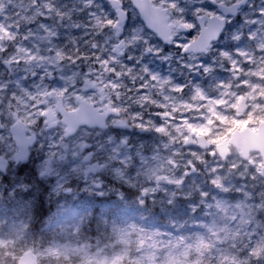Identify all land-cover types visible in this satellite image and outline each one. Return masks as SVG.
<instances>
[{"label": "snow or ice", "instance_id": "1", "mask_svg": "<svg viewBox=\"0 0 264 264\" xmlns=\"http://www.w3.org/2000/svg\"><path fill=\"white\" fill-rule=\"evenodd\" d=\"M38 5L40 10L17 44L11 34L21 30L12 23L19 12L10 11L16 4L0 0V29L9 35L12 53L22 47L33 58L3 89L11 93L9 99L15 102L16 93L23 89L29 94L62 92L69 102H80L81 93L88 96L97 91L92 82L98 81L113 90V100L119 99V105L113 107L131 112L129 119L140 122L141 135V142L133 144L125 136L127 122L116 119L97 140L77 139V133L65 135L60 123L49 126L48 104L35 100L31 102L37 111L29 113V133L13 127L12 113L5 115L0 102V207L32 209L38 218L37 209L46 194L80 191L81 180L86 190L102 194V175L119 177L123 184L137 171L138 179L139 168L160 150H149L143 143L159 131L143 126L145 114L148 123H163L168 119L162 115L167 101L211 96L208 89L215 86L219 92L227 84L223 73L231 79L235 65L248 67V51L264 56V0H36L27 11H37ZM66 20L67 27L61 31ZM64 40L77 55L68 53ZM9 50L0 47V70H8L4 57ZM146 107L158 111L145 113ZM117 115L111 112L107 119ZM251 199L255 208L260 201ZM4 214L0 211V217ZM238 219H232L230 225H236ZM246 225L242 236L228 245V258L224 247L216 249L211 257L215 264H264V207L257 208L255 218Z\"/></svg>", "mask_w": 264, "mask_h": 264}, {"label": "rangeland", "instance_id": "2", "mask_svg": "<svg viewBox=\"0 0 264 264\" xmlns=\"http://www.w3.org/2000/svg\"><path fill=\"white\" fill-rule=\"evenodd\" d=\"M14 2L16 7H10V11L13 14L19 12V16L13 19L12 23L24 24L19 33L11 34L19 44L21 36H24V28L28 26L27 21L29 24L31 20L34 21L41 6H37V11L28 12L27 9L36 0ZM56 26L58 27V24ZM9 39L8 33L0 29V40L4 41L0 47L11 46L7 43ZM248 53L245 56L247 60ZM32 59L21 47L15 54L12 53L8 60H24L25 63L20 65L14 63L11 71L0 70V78L3 81L0 83V102L4 104L2 111L5 115L14 112L30 128L29 113L37 111L31 101L50 104L48 93L29 94L21 89L16 93L18 99L13 102L9 99L11 93L3 89L8 88L9 82L15 80V73L28 67ZM234 67L242 73L243 79L237 81L234 73L229 79L228 73L225 72L222 79L227 80V84L219 92L213 86L208 89L212 93L211 96L205 94L194 100L185 97L183 100L176 98L167 101L164 112L169 118L163 123L155 121L148 123L149 116L144 115L143 126L155 127L159 131L144 138L143 143L149 150L153 148L160 150L151 154L150 159L139 168L138 179L137 171L132 172L133 178L131 180L125 178L123 184H138L139 191L145 188L148 191L146 199L159 203L158 207L165 213V221L169 225L165 223L163 229L149 225L144 228L134 220H126L115 226H104L102 229L89 226L86 233L84 229L88 222L78 213L79 209L69 206L72 200H77L82 195H99L100 198L110 195L115 198L116 204L126 203L124 199L119 198L123 196L122 191L108 185V181L111 180L120 183V178L102 175V182L105 184L102 194L86 190L85 182L81 180L80 191L72 194L45 195L46 198L52 199L55 205L53 210L55 217L47 223V228L62 225L65 218L77 215L78 218L72 222L71 232L64 230L63 235L45 240L36 237L39 241L34 243L32 239L17 242L12 237L0 236V264H11L13 260L17 262L19 256L27 249L38 254L40 264H204L208 258L215 264L211 257L217 254L216 249L220 246L224 247V256L228 258L227 246L242 236V231L247 228L246 221L255 218L256 209L264 207V175H259L261 156L258 152H251L249 159L252 163L249 164L241 158L238 150L230 145L229 156L221 160L214 146L202 150L194 146H184V140L188 133L192 132L216 143L228 139L235 128L256 129L258 122L264 118V76L253 74L249 65L247 68H241L239 65ZM92 83L96 85L97 91L89 93L88 96L81 93L80 97L98 101L99 89H103L106 94L110 93L109 102L119 105V99H112L113 90L107 84H100L98 81ZM56 87L57 85L54 88ZM207 87L208 84L205 83V88ZM60 94L66 99L67 104L72 105L66 107H76L75 100L69 102L68 96L62 92ZM242 97L247 98L248 109L243 115L238 116L236 107ZM144 111L156 112L158 109L146 107ZM130 114L131 112L128 114L123 112L121 117L127 122L125 136L130 138L133 144L140 143V122L129 119ZM61 127L64 132V127L62 125ZM104 130L84 126L76 132L77 139L90 137L91 140H97ZM191 166L195 167V171L190 169ZM161 176L164 181L156 188L155 178ZM136 197L139 204L146 201L142 200L141 194ZM205 197L208 198L207 201ZM252 197L260 201L255 208ZM209 207L212 208L211 213L208 212ZM0 210L5 213L4 216L10 215L6 204L0 207ZM205 216L207 219L202 218ZM237 217H239L237 224L230 225L231 220ZM225 220L229 223H225ZM4 256H9V260H5Z\"/></svg>", "mask_w": 264, "mask_h": 264}, {"label": "water", "instance_id": "3", "mask_svg": "<svg viewBox=\"0 0 264 264\" xmlns=\"http://www.w3.org/2000/svg\"><path fill=\"white\" fill-rule=\"evenodd\" d=\"M81 106L74 111H65L62 106H57V110L63 115V122L67 125V135L74 133L77 128L81 125H88L90 127H95L97 124H101V127H105L102 124V121L105 120L108 114H98L94 107L86 103L85 101H80ZM246 106V98H243L239 103L237 111L241 114ZM50 120L52 117L49 114H46ZM14 128H22L25 130V125L17 121ZM193 134H189L188 138L185 141V145H196L200 148H209L211 143L206 140L203 136H197V143L192 138ZM24 139H30L24 137ZM230 142L239 149L242 157L247 159L251 151H259L263 158V166L261 167L260 174H264V120L259 123L257 131H253L249 128H244L243 130H234L230 137ZM217 150L222 159H225L229 153V144L226 140L217 143ZM162 178L156 180L160 182ZM146 194V191L143 192ZM19 264H38L37 256L32 251H26L19 259Z\"/></svg>", "mask_w": 264, "mask_h": 264}, {"label": "flooded vegetation", "instance_id": "4", "mask_svg": "<svg viewBox=\"0 0 264 264\" xmlns=\"http://www.w3.org/2000/svg\"><path fill=\"white\" fill-rule=\"evenodd\" d=\"M32 22H33V20L30 21V23H32ZM17 23L18 24H15V25L17 27H19L20 29L24 26L23 22H17ZM55 24H58V27H60L59 20H57L55 22ZM26 25H29L28 21H27ZM66 27H67V20L65 21L64 27L61 28V31H63L64 28H66ZM65 34L67 35V33H65ZM22 38H23V36H21V39ZM63 43L67 44L68 42H67V40H64ZM67 45H69L68 46V53L70 55H73V56L77 55V53L72 49L71 45L70 44H67ZM259 46L260 45L258 44L257 47H259ZM7 48H9L10 50L4 57L6 60H8V58L11 57V55H12L11 46H8ZM248 52H249L248 53V60L250 61V64H251L250 67H252V73L253 74H262L264 76V56H260L258 54H253L251 51H248ZM8 62H9V67H8L7 71H11L12 70V66H13L14 63H12V61H10V60H8ZM250 67H249V69H250ZM5 73H8V72H5ZM241 74H242L241 72L240 73L236 72V71L234 72L235 78H236V75H237V77H240ZM249 74H251V73H249ZM253 74H251V75L255 76ZM263 81H264V78H263ZM53 87H55V85H53ZM107 96L108 95H105V94L101 95L99 101L96 102L95 106H96V108L99 111H104V110H107V109H114V108L110 107V106H112L111 104L106 102V97ZM48 97H51L50 104H48V106H56L57 105L56 103H57L58 99H63L64 106H72V105H69V104L66 103V99L60 93L58 94L56 92H48ZM75 103H76V100H75ZM12 115H13L14 120H15V113L13 112ZM120 115H121V112H118L117 116H114L111 119H107L108 126H109V122H111V120H114L115 118H118ZM54 119H55L56 123H59L60 120H61V117L58 114H56V115H54ZM29 133H31V132H29Z\"/></svg>", "mask_w": 264, "mask_h": 264}, {"label": "trees", "instance_id": "5", "mask_svg": "<svg viewBox=\"0 0 264 264\" xmlns=\"http://www.w3.org/2000/svg\"><path fill=\"white\" fill-rule=\"evenodd\" d=\"M126 193L129 198L128 204L125 206L119 207L117 211L116 209L111 211L110 218L112 217H116V218L131 217L132 219L140 223H144V222H141L142 219H144V221H148L149 223H151V221L156 220L155 218L156 214H155L154 208H148V209H146L145 207L143 209L139 208L136 205V202L134 201L133 190L129 189L127 190ZM45 204H46V200L44 198L42 206L39 209H37V213L40 216L39 218L37 217V215H35L36 213L34 211L30 213V215H32V220H31V223L26 226L25 233L27 232L32 233V231H36V233L41 232L40 229L43 226V223L45 221L44 219L48 212V205L46 206ZM206 264H212V263H209V261H206Z\"/></svg>", "mask_w": 264, "mask_h": 264}]
</instances>
